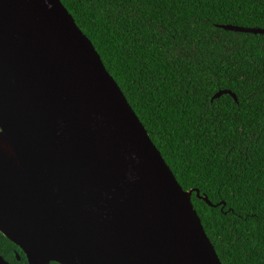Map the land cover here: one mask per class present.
I'll return each instance as SVG.
<instances>
[{"label":"water","instance_id":"95a60500","mask_svg":"<svg viewBox=\"0 0 264 264\" xmlns=\"http://www.w3.org/2000/svg\"><path fill=\"white\" fill-rule=\"evenodd\" d=\"M193 192L62 0H0V231L29 264H223Z\"/></svg>","mask_w":264,"mask_h":264},{"label":"trees","instance_id":"16d2710c","mask_svg":"<svg viewBox=\"0 0 264 264\" xmlns=\"http://www.w3.org/2000/svg\"><path fill=\"white\" fill-rule=\"evenodd\" d=\"M62 2L194 190L223 264H264V34L222 27L264 29V0ZM0 254L29 264L1 231Z\"/></svg>","mask_w":264,"mask_h":264}]
</instances>
